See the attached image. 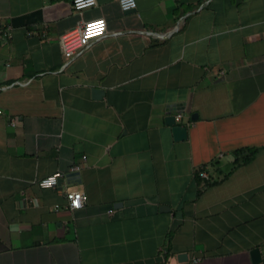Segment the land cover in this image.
<instances>
[{
  "label": "crops",
  "instance_id": "crops-1",
  "mask_svg": "<svg viewBox=\"0 0 264 264\" xmlns=\"http://www.w3.org/2000/svg\"><path fill=\"white\" fill-rule=\"evenodd\" d=\"M97 2L0 0V264H264V0Z\"/></svg>",
  "mask_w": 264,
  "mask_h": 264
},
{
  "label": "built area",
  "instance_id": "built-area-1",
  "mask_svg": "<svg viewBox=\"0 0 264 264\" xmlns=\"http://www.w3.org/2000/svg\"><path fill=\"white\" fill-rule=\"evenodd\" d=\"M72 5L76 11L82 13L85 9L97 6V0H71ZM135 4L134 7L129 6L126 9L123 7L124 4L131 3ZM119 3L123 10L128 11L137 7V0H119ZM100 24V28L97 31L95 28H92V25ZM91 30V32H90ZM108 32L107 20L104 17H96L86 21H81V23L67 30L61 37V45L65 58L73 57L79 50L88 47L92 40L104 37ZM1 113V111H0ZM182 114L176 116L177 121H180ZM86 158V157H84ZM80 170V166L76 165L71 168V171L75 172ZM65 174L63 172H56L50 174L39 181V185L42 188H55L58 186L59 179ZM203 177H207L205 172L200 174ZM52 179L53 182L50 185H46L44 182ZM66 197L68 199V207L72 210L81 209L84 206V203L87 201V195L81 191H67ZM86 197V199H85ZM78 205V206H77ZM200 259H194V261H199Z\"/></svg>",
  "mask_w": 264,
  "mask_h": 264
},
{
  "label": "water",
  "instance_id": "water-1",
  "mask_svg": "<svg viewBox=\"0 0 264 264\" xmlns=\"http://www.w3.org/2000/svg\"><path fill=\"white\" fill-rule=\"evenodd\" d=\"M129 11H131V12L135 11V8L131 9ZM94 93L96 96H100V94L103 93V91L100 88H95ZM196 117H197V115L194 114L193 118H196ZM166 123H167V125L172 126V133H173L174 139L176 141H181V140L187 139V137H188V126L178 123L175 115L169 114L166 117ZM79 176H80V173L78 171H75V172H70L69 174H67L66 177L69 180H74L75 178H77ZM64 179H66V178L62 177L59 179V185L63 183ZM161 210H167L168 211V210H170V208L168 206L162 205ZM251 256H252L254 264H259L263 261V255H262L261 249L259 247L252 249ZM179 258L180 259L184 258V260H186L188 258V255H187V253H180Z\"/></svg>",
  "mask_w": 264,
  "mask_h": 264
},
{
  "label": "trees",
  "instance_id": "trees-1",
  "mask_svg": "<svg viewBox=\"0 0 264 264\" xmlns=\"http://www.w3.org/2000/svg\"><path fill=\"white\" fill-rule=\"evenodd\" d=\"M258 149L256 148H251V149H239V150H236V154L237 156H239V158H243L245 162L251 160L254 155L256 154ZM241 160L238 159L237 160V163H240Z\"/></svg>",
  "mask_w": 264,
  "mask_h": 264
},
{
  "label": "clouds",
  "instance_id": "clouds-1",
  "mask_svg": "<svg viewBox=\"0 0 264 264\" xmlns=\"http://www.w3.org/2000/svg\"><path fill=\"white\" fill-rule=\"evenodd\" d=\"M129 6L134 7V6H135L134 2L131 3V5H129V4H124V5H123V7H124L125 9H126L127 7H129ZM92 28H95V29L98 31L99 28H100V24H94V25H92ZM90 32H91V30H90ZM61 178H62V177H61ZM52 182H53V180H52V179H49L48 181H45L44 183H45L46 185H50ZM58 184H59V183H58ZM85 199H86V197H85ZM77 206H78V205H77ZM171 264H176V261H175L174 258L172 259Z\"/></svg>",
  "mask_w": 264,
  "mask_h": 264
}]
</instances>
